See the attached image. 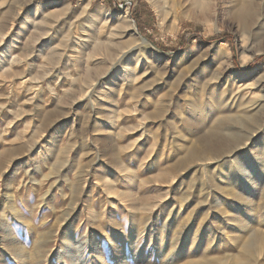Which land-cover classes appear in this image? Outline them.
<instances>
[{
    "label": "rangeland",
    "instance_id": "rangeland-1",
    "mask_svg": "<svg viewBox=\"0 0 264 264\" xmlns=\"http://www.w3.org/2000/svg\"><path fill=\"white\" fill-rule=\"evenodd\" d=\"M193 4L0 0V264H223L264 224V6L245 39Z\"/></svg>",
    "mask_w": 264,
    "mask_h": 264
},
{
    "label": "bare ground",
    "instance_id": "bare-ground-1",
    "mask_svg": "<svg viewBox=\"0 0 264 264\" xmlns=\"http://www.w3.org/2000/svg\"><path fill=\"white\" fill-rule=\"evenodd\" d=\"M166 1L167 0H154L155 4L159 8L158 9L159 13H162V15L164 14V12H163V10H161L160 5L162 4V2L166 3ZM232 1H233V4H232V7L230 9L231 22L233 21V23H236L240 27L241 35H242V37H244L246 39V35L250 34L252 29L254 28L256 21L258 20V14L261 11L262 5L264 6V0H232ZM208 4H209V0H194L193 6H196L197 10H202V11L206 12L208 7H209ZM224 8H225V12H226V10H228V9L226 6ZM186 13H187V15H189L188 10ZM209 17H210L209 14H204L203 18L197 17L196 19L197 20H200V19L201 20L202 19L207 20ZM129 21H130V19H129ZM241 121L248 128L252 127L253 124H255L254 123L255 118H253L249 113H246V112H244L241 116H234L232 118V124L241 125L242 124V123L240 124ZM239 127H241V126H239ZM232 135H233L232 143H230V144L232 146L236 147L238 144H240L241 140L243 139L242 136L244 134L242 135L239 131L235 130L232 132ZM200 155L201 154L198 153V151H196L195 149L186 148L183 163L187 167L188 164L193 163L195 159L201 160L202 158L200 157ZM227 169H229L230 173L227 172ZM221 174H226V175L231 174V176L228 177L227 181H228V183L231 182V184L233 186L239 185L241 182V174H240V171H239L237 164L230 167V168H224V171H221ZM246 185L248 186V184H246ZM249 190H251V189H249ZM233 197L236 200H242L240 203L245 204L247 207L244 209L242 214H240L239 210H237L233 214V216L235 217V218H233V219H235L234 222H236L237 218L249 216V212L251 211V199L249 198V200L248 199L243 200L238 194H233ZM186 220H187V218H186ZM260 221L262 223H264V220H260ZM184 228L185 227L183 226V230H184ZM246 228H247V226L245 225V223H236V225L233 227V229H239V231L242 234H241V236L239 235L240 237L238 239H236L237 246L234 247V248H236L234 250L237 251L236 254L233 256V258L231 259L230 262H227V263L224 262L223 264H262L259 261L258 257H259V254L261 253V251L264 250V224H262V225L259 224L257 227H254L253 229L251 228L252 230H250L249 232L246 230ZM204 242H205L204 237H201L199 239L198 246L203 245ZM210 243H213V241L212 242L210 241ZM171 245L172 244H170L169 246H171ZM171 248H172V246H171ZM205 251H207V250H205ZM208 252H209V250H208ZM208 252L205 255L203 254L202 259L196 260V261L195 260H189L187 262V264H215L216 261L209 259L211 254ZM169 253L170 252L168 251V255H169ZM171 254H172V252H171ZM164 259H166V258L164 257ZM182 261H183V259H182ZM159 262H161V261H159Z\"/></svg>",
    "mask_w": 264,
    "mask_h": 264
},
{
    "label": "crops",
    "instance_id": "crops-1",
    "mask_svg": "<svg viewBox=\"0 0 264 264\" xmlns=\"http://www.w3.org/2000/svg\"><path fill=\"white\" fill-rule=\"evenodd\" d=\"M8 157L3 154H0V177L1 175L6 172V163H7Z\"/></svg>",
    "mask_w": 264,
    "mask_h": 264
},
{
    "label": "built area",
    "instance_id": "built-area-1",
    "mask_svg": "<svg viewBox=\"0 0 264 264\" xmlns=\"http://www.w3.org/2000/svg\"><path fill=\"white\" fill-rule=\"evenodd\" d=\"M128 1H125V4H127Z\"/></svg>",
    "mask_w": 264,
    "mask_h": 264
}]
</instances>
